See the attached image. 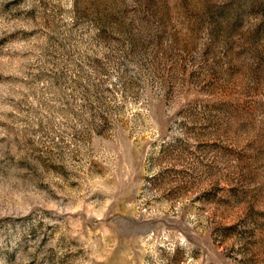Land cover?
Returning <instances> with one entry per match:
<instances>
[{
	"label": "rangeland",
	"instance_id": "rangeland-1",
	"mask_svg": "<svg viewBox=\"0 0 264 264\" xmlns=\"http://www.w3.org/2000/svg\"><path fill=\"white\" fill-rule=\"evenodd\" d=\"M0 264H264V0H0Z\"/></svg>",
	"mask_w": 264,
	"mask_h": 264
}]
</instances>
